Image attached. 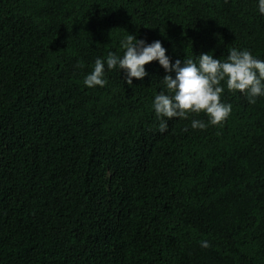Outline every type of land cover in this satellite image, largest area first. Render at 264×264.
Masks as SVG:
<instances>
[{
  "label": "trees",
  "instance_id": "obj_1",
  "mask_svg": "<svg viewBox=\"0 0 264 264\" xmlns=\"http://www.w3.org/2000/svg\"><path fill=\"white\" fill-rule=\"evenodd\" d=\"M128 32L264 60L257 0H0V264H264V96L161 133L158 62L83 83Z\"/></svg>",
  "mask_w": 264,
  "mask_h": 264
},
{
  "label": "clouds",
  "instance_id": "obj_2",
  "mask_svg": "<svg viewBox=\"0 0 264 264\" xmlns=\"http://www.w3.org/2000/svg\"><path fill=\"white\" fill-rule=\"evenodd\" d=\"M257 8L264 15V0H257ZM162 45L159 39L149 42L147 38H138L128 32L119 42L122 55L109 52L106 58H96L92 71L85 76L83 83L89 88L104 87L108 83L106 69H118L123 72L125 82L132 84L133 78L142 81L149 76L146 64L158 62L165 75L151 108L161 133L167 131L168 120L188 119L192 113L198 115L203 112L208 117L207 124L192 119V129L203 130L208 124L218 125L225 121L232 111L231 104L221 101L225 84L229 92L239 91L249 103L254 104L257 97L264 96V60L249 50L233 47L228 50L226 59L201 52L195 60H173L166 54L168 49ZM200 245L203 248L210 246L207 240L200 241Z\"/></svg>",
  "mask_w": 264,
  "mask_h": 264
}]
</instances>
